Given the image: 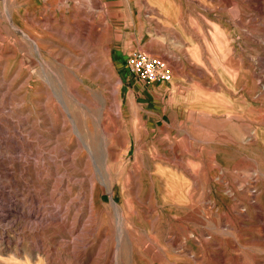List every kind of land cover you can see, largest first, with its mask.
I'll return each instance as SVG.
<instances>
[{
	"label": "rangeland",
	"instance_id": "rangeland-1",
	"mask_svg": "<svg viewBox=\"0 0 264 264\" xmlns=\"http://www.w3.org/2000/svg\"><path fill=\"white\" fill-rule=\"evenodd\" d=\"M0 264H264V0H0Z\"/></svg>",
	"mask_w": 264,
	"mask_h": 264
},
{
	"label": "built area",
	"instance_id": "built-area-1",
	"mask_svg": "<svg viewBox=\"0 0 264 264\" xmlns=\"http://www.w3.org/2000/svg\"><path fill=\"white\" fill-rule=\"evenodd\" d=\"M125 67L128 75L141 83L155 85L173 79V68L166 59L139 49L128 54Z\"/></svg>",
	"mask_w": 264,
	"mask_h": 264
},
{
	"label": "bare ground",
	"instance_id": "bare-ground-1",
	"mask_svg": "<svg viewBox=\"0 0 264 264\" xmlns=\"http://www.w3.org/2000/svg\"><path fill=\"white\" fill-rule=\"evenodd\" d=\"M259 6H260V4H259ZM250 9V8H249ZM167 14V13H166ZM166 16V15H165ZM199 142V141H198ZM239 147V146H238ZM196 169V168H195ZM239 176V175H238ZM243 180V179H242ZM241 180V181H242ZM209 181V180H208ZM244 182V181H243ZM208 183V182H207ZM157 234V233H156ZM158 245V244H157ZM162 247V246H161ZM135 248V247H134ZM165 248V247H164ZM113 255V254H112Z\"/></svg>",
	"mask_w": 264,
	"mask_h": 264
}]
</instances>
